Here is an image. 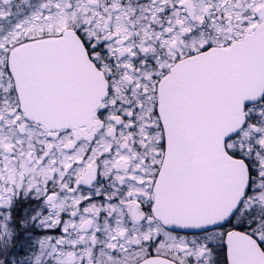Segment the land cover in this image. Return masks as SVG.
<instances>
[{
    "label": "snow or ice",
    "instance_id": "6c2138e0",
    "mask_svg": "<svg viewBox=\"0 0 264 264\" xmlns=\"http://www.w3.org/2000/svg\"><path fill=\"white\" fill-rule=\"evenodd\" d=\"M0 264H264V0H0Z\"/></svg>",
    "mask_w": 264,
    "mask_h": 264
}]
</instances>
